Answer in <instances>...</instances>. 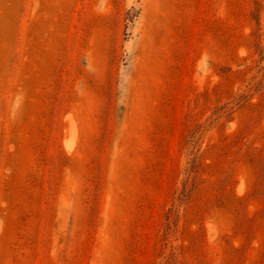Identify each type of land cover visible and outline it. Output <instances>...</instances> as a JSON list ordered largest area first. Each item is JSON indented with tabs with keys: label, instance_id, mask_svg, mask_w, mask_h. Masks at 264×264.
I'll return each mask as SVG.
<instances>
[{
	"label": "rangeland",
	"instance_id": "374dc122",
	"mask_svg": "<svg viewBox=\"0 0 264 264\" xmlns=\"http://www.w3.org/2000/svg\"><path fill=\"white\" fill-rule=\"evenodd\" d=\"M0 264H264V0H0Z\"/></svg>",
	"mask_w": 264,
	"mask_h": 264
},
{
	"label": "bare ground",
	"instance_id": "6f19581e",
	"mask_svg": "<svg viewBox=\"0 0 264 264\" xmlns=\"http://www.w3.org/2000/svg\"><path fill=\"white\" fill-rule=\"evenodd\" d=\"M66 130H67V129H66ZM69 130H70V129H69ZM66 134H67V133H66ZM76 136H77V135H76ZM67 146H68V145H67ZM67 146H66V147H67ZM74 146H75V144H74ZM70 151H71V150H70ZM72 151H73V149H72ZM73 153H74V152H73ZM73 153H71V154H73ZM69 154H70V153H69ZM71 154H70V155H71Z\"/></svg>",
	"mask_w": 264,
	"mask_h": 264
}]
</instances>
